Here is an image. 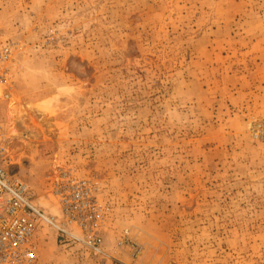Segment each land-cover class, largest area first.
<instances>
[{
    "label": "rangeland",
    "instance_id": "1",
    "mask_svg": "<svg viewBox=\"0 0 264 264\" xmlns=\"http://www.w3.org/2000/svg\"><path fill=\"white\" fill-rule=\"evenodd\" d=\"M0 35L5 167L105 215L99 250L43 225L37 264H264V0H0Z\"/></svg>",
    "mask_w": 264,
    "mask_h": 264
},
{
    "label": "built area",
    "instance_id": "2",
    "mask_svg": "<svg viewBox=\"0 0 264 264\" xmlns=\"http://www.w3.org/2000/svg\"><path fill=\"white\" fill-rule=\"evenodd\" d=\"M12 57V43L0 35V99L4 100L12 90ZM7 153V140L0 136V264H37V238L45 224L66 235L67 228L76 226L86 233V244L99 250L105 215L92 183L62 174L54 190L62 216H49L36 205L28 185L5 167L11 160Z\"/></svg>",
    "mask_w": 264,
    "mask_h": 264
},
{
    "label": "bare ground",
    "instance_id": "3",
    "mask_svg": "<svg viewBox=\"0 0 264 264\" xmlns=\"http://www.w3.org/2000/svg\"><path fill=\"white\" fill-rule=\"evenodd\" d=\"M22 110L25 111L26 108L22 107ZM22 114H23V113H22ZM24 114H25V113H24ZM14 115H15V114H13V113L10 112V113H9V119H12V120H13V118L15 117ZM14 134L16 135L15 132H14ZM16 136H17V135H16Z\"/></svg>",
    "mask_w": 264,
    "mask_h": 264
}]
</instances>
